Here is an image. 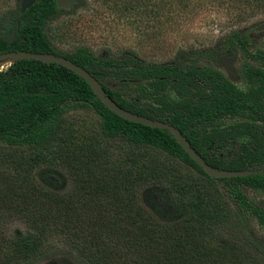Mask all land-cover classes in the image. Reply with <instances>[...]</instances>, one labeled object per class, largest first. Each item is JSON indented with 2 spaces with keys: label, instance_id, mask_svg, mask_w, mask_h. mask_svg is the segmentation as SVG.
<instances>
[{
  "label": "trees",
  "instance_id": "trees-1",
  "mask_svg": "<svg viewBox=\"0 0 264 264\" xmlns=\"http://www.w3.org/2000/svg\"><path fill=\"white\" fill-rule=\"evenodd\" d=\"M206 1L169 0L179 7L167 15ZM215 1L234 16L209 47L179 48L162 61L133 51L113 60L65 57L95 76L118 106L150 118L171 114L167 122L211 166L264 168L257 158L264 155L263 67L243 65L244 79L256 86L243 90L202 63L238 50L264 62V26L257 28L264 0ZM59 8L55 0H35L11 19L1 13L0 53L59 54L43 28ZM114 71L121 86L147 83L158 104L141 105L140 95L127 99L103 83ZM168 90L181 99L167 97ZM76 107L100 115L96 133L68 120ZM225 115L251 121L221 127L216 121ZM239 135L250 138L247 152L225 161ZM242 185L264 187V172L208 175L167 129L118 116L66 66L15 58L0 68V264L58 257L71 264H264V249L247 230L250 217L264 224V209Z\"/></svg>",
  "mask_w": 264,
  "mask_h": 264
},
{
  "label": "rangeland",
  "instance_id": "rangeland-1",
  "mask_svg": "<svg viewBox=\"0 0 264 264\" xmlns=\"http://www.w3.org/2000/svg\"><path fill=\"white\" fill-rule=\"evenodd\" d=\"M80 0L73 10L64 12L58 17L47 20L43 24L45 33L59 55L85 53L95 58L113 60L126 52L133 51L146 61H162L173 58L179 48H205L211 46L216 38L227 32L231 26L234 12L221 2L207 0L192 9L180 10L178 15H167L178 11L177 5L169 0ZM18 0H0V14H12L19 9ZM176 14V13H175ZM177 17V18H176ZM23 22V23H22ZM21 23L28 24L25 17ZM259 39L260 48L264 50V32ZM10 58H0V68L9 64ZM202 63L209 64L219 70L228 80L243 90H249L255 85L244 79V64H254L263 67L264 62L252 60L240 50L228 59L210 61L202 59ZM103 78L107 86L124 93L125 98L140 95V104L157 105L154 102L151 89L147 83H131L121 86L117 82V73ZM256 87V86H255ZM166 96L174 101L181 97L173 91H167ZM68 120L73 126L80 125L81 129L97 132L100 115L94 110L84 107L71 108ZM171 114L160 116L167 121ZM156 118V119H159ZM241 121H251L246 115H225L217 119L221 127L236 124ZM209 129V126L207 127ZM247 135L237 136L234 149L224 157L225 161L232 160L247 152L250 145ZM259 161H264V155L257 153ZM261 168V167H260ZM196 173V172H194ZM246 196L264 209V187L241 186ZM251 235L264 249V224L255 217L248 220ZM41 264H71L64 258L49 259Z\"/></svg>",
  "mask_w": 264,
  "mask_h": 264
},
{
  "label": "water",
  "instance_id": "water-1",
  "mask_svg": "<svg viewBox=\"0 0 264 264\" xmlns=\"http://www.w3.org/2000/svg\"><path fill=\"white\" fill-rule=\"evenodd\" d=\"M31 1L33 0H25V3L23 4L24 7L27 4L31 3ZM71 2H72L71 0L68 1V5H71ZM21 8L23 9V6H21ZM263 26L264 25L262 24L257 28H261ZM3 57H9L10 59L32 58V59H39L44 62H54L66 66L67 68L78 74L80 77H82L89 84L90 88L98 96L101 102L109 110H111L118 116L148 126L167 129L174 137V139L180 144V146L187 152V154L204 170V172L214 178L243 176L252 173L264 172V168L224 169V168H217L211 166L194 150V148L190 145L188 140L184 137V135L180 132V130L176 126L172 125L167 121L156 118H150L148 116H144L118 106L105 92L100 81H98L95 78V76H93L87 69L83 68L82 66L73 62L71 59L65 56L54 54L52 52H32L25 50H12V51H6L0 53V58Z\"/></svg>",
  "mask_w": 264,
  "mask_h": 264
},
{
  "label": "flooded vegetation",
  "instance_id": "flooded-vegetation-1",
  "mask_svg": "<svg viewBox=\"0 0 264 264\" xmlns=\"http://www.w3.org/2000/svg\"><path fill=\"white\" fill-rule=\"evenodd\" d=\"M35 0L31 1V3L27 4L25 7H24V3H25V0H18V5H19V9L24 12L26 10V8L28 6H30L31 4H33ZM68 1L70 0H55V3L57 6H59L60 10H59V14L51 19H54L56 17H58L60 14L64 13V12H67V10L71 9L73 6H72V2H71V5H68ZM72 1V0H71ZM21 6H23V9L21 8ZM49 19V20H51Z\"/></svg>",
  "mask_w": 264,
  "mask_h": 264
}]
</instances>
